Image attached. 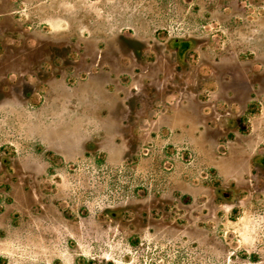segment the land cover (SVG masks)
<instances>
[{
  "label": "rangeland",
  "instance_id": "rangeland-1",
  "mask_svg": "<svg viewBox=\"0 0 264 264\" xmlns=\"http://www.w3.org/2000/svg\"><path fill=\"white\" fill-rule=\"evenodd\" d=\"M262 158L264 0H0V264H264Z\"/></svg>",
  "mask_w": 264,
  "mask_h": 264
},
{
  "label": "trees",
  "instance_id": "trees-1",
  "mask_svg": "<svg viewBox=\"0 0 264 264\" xmlns=\"http://www.w3.org/2000/svg\"><path fill=\"white\" fill-rule=\"evenodd\" d=\"M171 45L175 49L178 58L184 57L185 53L191 48L189 39H173Z\"/></svg>",
  "mask_w": 264,
  "mask_h": 264
},
{
  "label": "flooded vegetation",
  "instance_id": "flooded-vegetation-1",
  "mask_svg": "<svg viewBox=\"0 0 264 264\" xmlns=\"http://www.w3.org/2000/svg\"><path fill=\"white\" fill-rule=\"evenodd\" d=\"M223 117L230 124H232L234 119H237L236 116L231 112H226ZM261 163L264 165V158L261 159ZM222 193L226 199H229L233 194L232 190H228V192H222Z\"/></svg>",
  "mask_w": 264,
  "mask_h": 264
}]
</instances>
